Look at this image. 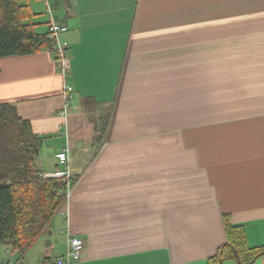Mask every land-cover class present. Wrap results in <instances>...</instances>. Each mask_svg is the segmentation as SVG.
I'll use <instances>...</instances> for the list:
<instances>
[{
    "label": "crops",
    "instance_id": "0c3cea01",
    "mask_svg": "<svg viewBox=\"0 0 264 264\" xmlns=\"http://www.w3.org/2000/svg\"><path fill=\"white\" fill-rule=\"evenodd\" d=\"M27 2L49 33L46 0ZM49 3L68 26V106L48 48L0 57V102L44 137L43 172L70 147L71 191L25 253L0 243V260L47 264L78 236V264H205L224 214L264 246V0Z\"/></svg>",
    "mask_w": 264,
    "mask_h": 264
},
{
    "label": "trees",
    "instance_id": "16d2710c",
    "mask_svg": "<svg viewBox=\"0 0 264 264\" xmlns=\"http://www.w3.org/2000/svg\"><path fill=\"white\" fill-rule=\"evenodd\" d=\"M35 16L25 0H0V57L51 48L49 33L36 31ZM101 135L106 126L101 128ZM44 137L33 130L15 104L0 102V243L23 254L65 202L66 183L44 177L38 165ZM226 241L205 264H253L264 246L251 247L244 225L224 214Z\"/></svg>",
    "mask_w": 264,
    "mask_h": 264
},
{
    "label": "built area",
    "instance_id": "2783aa9c",
    "mask_svg": "<svg viewBox=\"0 0 264 264\" xmlns=\"http://www.w3.org/2000/svg\"><path fill=\"white\" fill-rule=\"evenodd\" d=\"M47 3V11L50 18L49 21V37L53 40V53L56 56V60L59 66V72L64 78V92L66 95L64 106L65 108L68 106V101L72 97L71 91L73 87L66 82V78L69 73V55L67 53L69 43L67 41H62L60 39L61 33L67 31L68 26L65 24H61L55 20L53 9L49 3V0H46ZM57 158L61 164L60 168H57L53 172H43L42 175L44 177H55L61 179L66 183V191H65V200L70 195L71 191V181L73 179L71 163H70V147L67 146L63 148L57 154ZM85 243L82 238L78 236H71L68 239V248L67 252L56 258L55 260L49 261L47 264H78L81 260L82 252L84 250ZM10 254H14L16 251L9 246L7 250ZM0 264H9L6 261L0 260ZM44 264V263H41Z\"/></svg>",
    "mask_w": 264,
    "mask_h": 264
},
{
    "label": "rangeland",
    "instance_id": "374dc122",
    "mask_svg": "<svg viewBox=\"0 0 264 264\" xmlns=\"http://www.w3.org/2000/svg\"><path fill=\"white\" fill-rule=\"evenodd\" d=\"M26 2L28 1V0H25ZM43 14L45 15V16H47V4H44V6H43ZM35 16H33V18H34ZM32 18V19H33ZM63 206V204L60 206V208ZM6 260H10L9 258H7Z\"/></svg>",
    "mask_w": 264,
    "mask_h": 264
},
{
    "label": "bare ground",
    "instance_id": "6f19581e",
    "mask_svg": "<svg viewBox=\"0 0 264 264\" xmlns=\"http://www.w3.org/2000/svg\"><path fill=\"white\" fill-rule=\"evenodd\" d=\"M49 38H50V37H49ZM52 41H53V40H52ZM53 44H54V42H53ZM53 44H52V47H51V48L48 47V49L51 50V52H53V51H52V50H53Z\"/></svg>",
    "mask_w": 264,
    "mask_h": 264
}]
</instances>
